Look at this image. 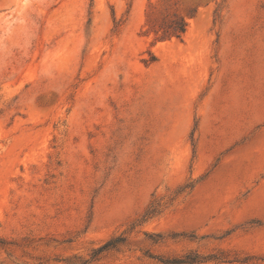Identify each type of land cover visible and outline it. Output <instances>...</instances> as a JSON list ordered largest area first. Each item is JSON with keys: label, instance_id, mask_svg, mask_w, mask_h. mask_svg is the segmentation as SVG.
<instances>
[{"label": "rangeland", "instance_id": "obj_1", "mask_svg": "<svg viewBox=\"0 0 264 264\" xmlns=\"http://www.w3.org/2000/svg\"><path fill=\"white\" fill-rule=\"evenodd\" d=\"M190 253L264 264V0H0V264Z\"/></svg>", "mask_w": 264, "mask_h": 264}, {"label": "trees", "instance_id": "obj_2", "mask_svg": "<svg viewBox=\"0 0 264 264\" xmlns=\"http://www.w3.org/2000/svg\"><path fill=\"white\" fill-rule=\"evenodd\" d=\"M192 12V11H191ZM188 27V22L184 17H179L178 20L176 21V24L174 26L173 32L169 33V30H166V33L173 34L177 37H182L183 34L187 31ZM168 35V34H167ZM122 241V239H117V240H110L104 245H102L98 250L95 251V254L93 256V259H97L99 254H101L105 250H109L112 248H116L117 245ZM206 260V257L200 256L198 254H186L184 256H181L179 258H173V259H167V260H162L164 263L168 264H200L203 263Z\"/></svg>", "mask_w": 264, "mask_h": 264}]
</instances>
